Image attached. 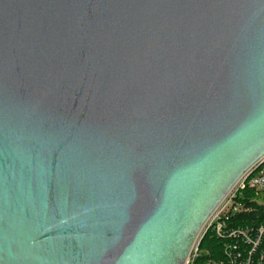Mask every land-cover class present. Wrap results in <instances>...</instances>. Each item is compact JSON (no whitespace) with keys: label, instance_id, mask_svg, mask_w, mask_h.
Wrapping results in <instances>:
<instances>
[{"label":"water","instance_id":"95a60500","mask_svg":"<svg viewBox=\"0 0 264 264\" xmlns=\"http://www.w3.org/2000/svg\"><path fill=\"white\" fill-rule=\"evenodd\" d=\"M264 155V0H0V264H183Z\"/></svg>","mask_w":264,"mask_h":264},{"label":"built area","instance_id":"2783aa9c","mask_svg":"<svg viewBox=\"0 0 264 264\" xmlns=\"http://www.w3.org/2000/svg\"><path fill=\"white\" fill-rule=\"evenodd\" d=\"M255 206L264 210V155L207 217L183 264H264V225L252 218ZM208 236L217 247L201 249Z\"/></svg>","mask_w":264,"mask_h":264},{"label":"trees","instance_id":"16d2710c","mask_svg":"<svg viewBox=\"0 0 264 264\" xmlns=\"http://www.w3.org/2000/svg\"><path fill=\"white\" fill-rule=\"evenodd\" d=\"M255 212L253 215V219H256V221L262 225H264V210L262 208H259L257 206H255ZM256 217V218H255ZM209 245H213L214 247H217V242L213 239L210 238L209 236L204 238L201 242V249H206ZM217 252V249L215 251H211V257L215 258L216 256H214V253ZM205 258V257H204ZM203 260V258L201 259V261Z\"/></svg>","mask_w":264,"mask_h":264}]
</instances>
